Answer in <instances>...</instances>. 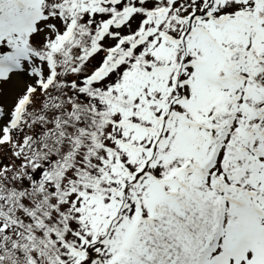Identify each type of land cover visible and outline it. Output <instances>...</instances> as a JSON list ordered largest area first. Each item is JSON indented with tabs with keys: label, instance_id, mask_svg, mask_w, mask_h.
Here are the masks:
<instances>
[{
	"label": "snow or ice",
	"instance_id": "obj_1",
	"mask_svg": "<svg viewBox=\"0 0 264 264\" xmlns=\"http://www.w3.org/2000/svg\"><path fill=\"white\" fill-rule=\"evenodd\" d=\"M0 264H264V0H0Z\"/></svg>",
	"mask_w": 264,
	"mask_h": 264
}]
</instances>
